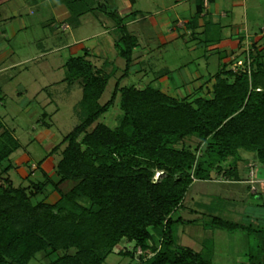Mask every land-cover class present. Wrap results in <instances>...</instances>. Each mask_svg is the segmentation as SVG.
<instances>
[{
  "label": "trees",
  "instance_id": "trees-1",
  "mask_svg": "<svg viewBox=\"0 0 264 264\" xmlns=\"http://www.w3.org/2000/svg\"><path fill=\"white\" fill-rule=\"evenodd\" d=\"M99 1L51 3L64 4L79 16ZM109 14L121 32L116 48L126 62L125 71L111 99L101 104L115 71L98 69L84 56L67 62L66 80L78 82L83 95L75 107L81 122L61 142L65 147L55 168L58 184L46 173L28 186L15 184L10 158L23 145L0 121V264H31L39 255L48 264H104L111 254L137 259L138 264H214L208 243L201 252L177 243V226L197 220L175 217L176 211L195 181L212 180L213 172L238 180L224 165L230 158L238 161L241 151L254 154L264 168L262 51L252 47L249 72L246 64L234 71L232 63L207 82L208 96L193 100L177 92L169 74L121 87L138 40L128 33L124 18ZM117 99L122 116L111 128L99 120ZM193 139L198 140L195 148L184 144ZM58 146L47 157L55 155ZM200 150L203 161L198 158ZM159 172L164 177L155 181ZM66 181L74 186L63 193L59 184ZM50 189L60 194L58 202H35ZM204 223L206 229L248 236L263 231L219 216ZM258 248L260 252L251 251L250 262L256 263L258 253L264 257V247Z\"/></svg>",
  "mask_w": 264,
  "mask_h": 264
},
{
  "label": "rangeland",
  "instance_id": "rangeland-1",
  "mask_svg": "<svg viewBox=\"0 0 264 264\" xmlns=\"http://www.w3.org/2000/svg\"><path fill=\"white\" fill-rule=\"evenodd\" d=\"M163 2L164 3H162V1L160 2V0H135L132 10L134 13L140 12L138 16L141 17H138L139 21L131 25L129 30L139 36L140 45L143 47L140 48L137 54L141 55L144 53V57L138 59L137 62L139 63L134 65L129 76L121 81V85L127 86L131 84L132 81H138L140 79L148 83L161 74L171 71V73H169L171 83H174L173 85L177 88V92L183 98L187 97L189 100H193L199 96H208L206 93L208 86L207 82L203 83V85L198 83L197 86L200 85L201 88L196 90L199 86H195L193 92L190 90V93L187 90L185 93V85H182L188 82L189 78L191 82L193 81L190 72H194L199 68L202 70L201 64L204 61V59L202 60V55L206 50L198 49L189 53L187 49L188 43L181 40L174 46H169L170 48L163 50L159 48V46H156V42L151 40V38L156 37V35L152 30L149 18L144 16L146 12L155 13L158 7L162 8V6H165L166 0ZM257 3L256 6L262 7V10L254 14L256 18L255 23L263 24V19H261V17L264 9V0L261 2L258 0ZM118 5L122 8L120 0H118ZM1 9H5L6 13H9L6 5L2 6ZM186 14L189 16V13ZM33 18H30L29 22L36 19ZM71 24L72 28L70 31L67 33H60L58 36L62 38L69 37L70 42L84 39L85 44L89 45V47L94 44V40L88 41V39H90L96 31H101L103 29L98 23H95V25H77L78 27L76 24H73V22H71ZM252 25L255 26L253 20L250 21V27H252ZM250 32L253 33L252 28H250ZM58 36L56 35L54 39L50 37L49 29L47 30L46 28L34 25L27 31L21 32L12 40L10 39L9 42L1 39L4 43L2 48L5 50L12 48L14 50L15 55L9 58V63L15 64L20 61L24 62L29 60L35 53L40 54L42 52L41 48L38 49L35 43L37 39H42V44L44 45L48 44L50 47L47 48L55 49V46H58V42L56 41V37ZM148 45L152 51L147 49ZM68 53L69 52L66 50H55L53 53H49L35 61L24 62L14 69L0 71V89L4 97L2 103H0V119H2L9 128L15 131L23 147L25 149L27 147L29 148L28 150L33 154L35 162L44 158L46 152L50 153L52 149L62 142L64 136L70 133L72 129L81 122V118L75 110V107L80 102L83 95L81 85L78 82L68 84L59 82L67 76V71L63 66L69 58ZM112 53V49H108L104 53V58L112 61V65L109 66L107 72L109 73L115 69L117 74L111 78L100 100L101 104H105L111 99L114 86L117 80L124 74L125 70V60L119 58L116 60V63L113 64L115 61L111 55ZM215 59H217V56ZM93 62L95 61L93 60ZM3 67L4 66L1 65V68ZM219 67L220 66H215L210 69L216 72L219 70ZM226 69L221 70V72L228 71V69ZM229 79L231 80V78ZM154 85L158 86V81H155ZM43 113L48 114L45 123L53 127L50 131L47 130L45 132L48 137L43 142H38L35 136L41 131L40 126L43 124L42 121H44V119H41L45 117V115L42 117ZM121 116L122 111L120 110L119 99H117L115 105L99 120V122L114 128L118 125ZM39 120L41 122H39ZM35 129L37 130L35 131ZM62 144L63 143L58 146V148L60 147L58 152L52 155L57 162L60 159L61 150L65 147V145L61 147ZM184 144L195 148L198 145V140L193 139L192 141H186ZM198 158L200 161L205 160L203 151H198ZM23 159L25 158H18L16 163L18 165L22 164L25 161ZM251 168H254L255 171L254 165L251 166ZM261 168V171L264 173L263 167L258 165L256 169L260 170ZM160 174L162 173L159 172L155 174V181L164 177L160 176ZM213 174H215L213 180L200 181L188 190L185 197L184 208L177 210L175 217H183L188 221L205 219L202 214L191 212V210H197V203L205 204L221 197L227 200L225 205L228 203L227 205H234L237 207L233 209L231 206L229 211L225 208H222L224 210L220 209L221 211L218 214H220L222 218H226V220L229 221H237L245 226H251L253 229H259L260 227L259 230L264 231V219H262V221H259L261 218L259 220L257 219V217L264 218V212L259 211V209L257 210L256 207H251V203H256L258 201L257 197H250L245 185L237 187L227 184L230 180L224 177L222 172H213ZM251 175L252 170L250 171V176ZM22 177H25V172H22V170L17 173L13 172L12 178L15 184L19 185L22 181ZM38 178L39 177H36L37 180ZM251 178H253V176H251ZM215 179L219 181H215ZM50 191L51 189L48 192L50 193ZM51 192L54 193L55 191L53 190ZM256 192L258 194L260 190H258L256 183H254L250 193L253 194ZM41 199L43 198L39 196L35 202ZM243 201L246 202L243 203ZM258 202L263 203L264 199ZM243 204L248 206V210L243 207ZM201 211L205 212L206 210ZM258 211L261 215L258 214ZM213 231V234L211 233L213 237L210 236L207 243L211 245L214 264H239V261L250 259L251 254L247 252L248 247L254 250V244L258 246V244H256L258 239H255L257 237L256 235L248 236L244 232H228L220 229H215ZM176 236L179 245L193 249H196L198 244L201 246L203 240L208 238L207 234H205L197 224L178 225ZM255 250L260 249L255 247ZM245 254L249 255V257H246ZM31 264H48V261L43 255H39L38 262L33 261ZM104 264H138V260L111 254Z\"/></svg>",
  "mask_w": 264,
  "mask_h": 264
},
{
  "label": "crops",
  "instance_id": "crops-1",
  "mask_svg": "<svg viewBox=\"0 0 264 264\" xmlns=\"http://www.w3.org/2000/svg\"><path fill=\"white\" fill-rule=\"evenodd\" d=\"M120 1L122 4V8L118 5V0H100L99 4L96 3L89 12H86L79 16H74L71 14L67 6H65L64 4L53 6L51 0H0V71L14 69L19 66V64H23L24 62L27 63L29 61H35L36 59L42 58L49 53H53L55 50H66L69 52V58L64 63L63 67L65 69L67 62L71 58L84 56L88 61L92 63L94 67L103 69L107 72L109 66L112 65V61L104 58L105 51H107L108 49L113 50V53L111 54L115 61L113 62V64L116 63L117 59H123L119 57L118 50L116 48V43L121 38V32L118 25H116V22L112 17H110V12L116 13L118 18H124L123 24L126 26L128 33L135 36L138 40L137 47L133 52V62L131 67L132 70V68H134V65L139 63L137 62L138 59L144 57V53H142L141 55L137 54L140 48H142L143 46L141 47L140 45L139 36L131 32L129 30V27L138 22V17L141 16H138V13L140 12L134 13L132 10V7L135 4V0ZM161 1L162 3H164L163 1L165 0H160V2ZM259 1L261 2L262 0ZM257 2L258 0H166V3L164 4L165 6H162V8L158 7L157 10H155V13L146 12V15L144 17L149 18L152 30L156 35V37L151 38V40L156 42V46H159V48H162L163 50L168 49L181 40L188 43L187 49L189 53L194 52L198 49L206 50V52L202 55V60L204 59L201 64L202 70L199 68L194 72H190V76L193 81L191 82V79L189 78L188 82L182 84L183 86L185 85V93L186 90L189 93L190 90H192L193 92V88L197 86L198 83H201L200 85H203V83L208 82L213 76L221 72V70L226 68L229 69L232 63L236 61V59L241 58L244 54L245 48V33L248 34V39L251 43V47H256L264 54V35H261L262 31H264V9L262 11L263 14L261 17V19H263V24H256V18L254 17V14L259 13V11L262 10V7L256 6L258 4ZM4 5H6L9 13H6L5 9H1V7ZM186 13H189V16H187ZM33 17L36 19H34ZM130 17H133L134 19ZM30 18H33L34 21L29 22ZM251 20L254 21L255 26L252 25V27H250ZM71 22H73V24H76V26L85 24L95 25V23H98L103 29L101 31H96L92 35V37L88 39V41L94 40V44L89 47V45L85 44L84 39L74 40V42H70L69 37L62 38L58 36L60 33H67L71 30ZM34 25L41 28H46L47 30L49 29L50 37L54 39L57 35L58 37H56V41L58 42V46H55V49L47 48L50 47L48 44L44 45L42 44V39H37L35 40V43L38 46V49L41 48L42 52L40 54L35 53L32 58L24 62L20 61L19 63L10 64L9 58L15 55V52L12 48L9 50H5L4 48H2V45L4 44L2 41L5 40L6 42H9L10 39L12 40L21 32L27 31ZM250 28H252L253 33L250 32ZM147 49L151 50L149 45ZM216 56L217 59H215ZM93 60L95 62H93ZM1 65H3L4 67L1 68ZM215 66H220L219 70L216 72L210 69ZM112 71H115V69ZM169 73H171V71L161 74L156 79ZM116 74L117 73L114 72V76H116ZM129 74L127 75V77L129 76ZM66 78H63L59 82L67 84L70 83L66 80ZM122 80L123 79H121V81ZM139 81L146 82L145 80L140 79L138 81H132L131 84ZM200 85H198L199 87L197 86L198 88L196 90H199L201 88ZM3 99L4 97L2 96V90L0 89V103H2ZM47 116V113L42 114V117L44 118H42L41 120L44 119V121H42L43 124H41L40 126L41 131L35 136L38 142H43L48 137L45 132L47 130L50 131V129L53 127H51V125L50 128H47L45 126V124H47L45 123V119L48 118ZM0 121L7 129L12 131L13 135L17 138L15 131L9 128L2 119H0ZM39 122L41 121L39 120ZM36 130L37 129H35V131ZM28 149V147L26 149L23 147L11 156V162L15 166V170H12L10 172L11 176H13V172L17 173L18 171L22 170V172H25V177H22V181L19 185L28 186L30 184V180L33 181L36 179V177H39L38 180L36 179V181H40L44 179L43 173H46L49 175L53 182L58 184L60 179L55 171L57 164L56 159H54L55 157H47V153L49 152H46V155L43 158L45 159V161L39 167L37 165L38 161L35 162L33 154ZM18 158H25L23 159L25 161L22 164L18 165L16 163V160ZM253 165L255 167V173L253 178H251L250 171L251 166ZM258 165L262 167L258 163L257 158L254 154L241 151L238 161L230 158L224 165L226 171L231 169V176L238 177V180H230L227 184L237 187L245 185L250 197L256 196L258 201H263L264 173L261 171L262 168L260 170L256 169ZM29 171L31 172V175H29ZM214 176L215 174H213L212 178H214ZM200 181L211 180H197L192 184L191 188ZM215 181L219 180L215 179ZM254 183H256L258 190H260L258 194L257 192L253 194L250 193ZM73 186V182L66 181L59 184V189L61 190V192L67 193ZM51 191H53V189H51ZM51 191L50 193H47L46 197H40H42L47 203L55 204L59 201L61 196L58 191L54 190V193H52ZM258 201L256 203H251V207H256L257 210L259 209V211L264 212V202L261 203ZM184 202L179 209L184 208ZM225 202H227L226 199L219 197L209 203H197V210H191V212L202 214V216L205 218L197 219V223L195 224H197L198 227L201 228L205 234H207L208 238H205L203 240L201 246L200 244H198V246H196V249L190 247L188 248L196 252H201L205 246V243H207L209 237L212 236L214 232L213 229H206L204 227V222L208 221L210 216H219L222 218V216L218 214L221 210H224L222 208L227 209V211L231 209V206L233 209L237 208L234 205H227L228 203L225 205ZM245 202L246 201H243V203ZM212 203H217V206L215 205L213 208ZM243 207L248 210V206L246 204H243ZM201 210L206 211L204 212ZM259 211L258 214H260ZM260 218L261 220H259ZM257 219L259 221H262V219L264 218L257 217ZM184 220L188 221L187 219ZM232 222L239 223L237 221ZM182 224L187 225L188 223ZM256 236V239H258V246L261 244L264 247V231L256 234ZM258 246H255L254 244V250L248 247V254H251V251L260 252L261 250H255V247L258 248ZM245 255L246 257H249V255ZM263 258L264 257L260 256L258 253V255H256V263L250 262V259L248 258V260L246 261H239V264H264V262L261 263V260H263Z\"/></svg>",
  "mask_w": 264,
  "mask_h": 264
},
{
  "label": "built area",
  "instance_id": "built-area-1",
  "mask_svg": "<svg viewBox=\"0 0 264 264\" xmlns=\"http://www.w3.org/2000/svg\"><path fill=\"white\" fill-rule=\"evenodd\" d=\"M261 35H264V31H262V34ZM254 49L251 47V43L249 42V39H248V34L245 33V48H244V54L242 55L241 58L237 59L233 65H232V69L234 71L236 70H239V69H245V64L248 66V72L250 71L249 70V64H250V52L253 51ZM252 170V175L251 176H254V168H251ZM137 254H141V249H138V252Z\"/></svg>",
  "mask_w": 264,
  "mask_h": 264
},
{
  "label": "bare ground",
  "instance_id": "bare-ground-1",
  "mask_svg": "<svg viewBox=\"0 0 264 264\" xmlns=\"http://www.w3.org/2000/svg\"><path fill=\"white\" fill-rule=\"evenodd\" d=\"M161 175V174H160Z\"/></svg>",
  "mask_w": 264,
  "mask_h": 264
}]
</instances>
